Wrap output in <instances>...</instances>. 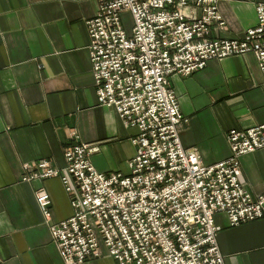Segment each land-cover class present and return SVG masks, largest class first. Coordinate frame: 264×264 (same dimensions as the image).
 <instances>
[{
  "label": "built area",
  "instance_id": "obj_1",
  "mask_svg": "<svg viewBox=\"0 0 264 264\" xmlns=\"http://www.w3.org/2000/svg\"><path fill=\"white\" fill-rule=\"evenodd\" d=\"M222 1L99 0L87 22L98 102L137 129L136 154L130 174L101 173L90 160L95 149L73 132L62 171L48 160L25 166L24 182L59 177L70 197L74 215L51 230L67 264L100 258L103 250L116 264H225L215 216L226 214L232 227L264 218V193L253 196L241 180V158L264 150V124L231 131L230 156L210 166L180 137L187 119L174 75L249 54L264 75V4L255 5L258 24L242 39L221 40L212 33L225 27ZM37 204L50 219L44 190Z\"/></svg>",
  "mask_w": 264,
  "mask_h": 264
},
{
  "label": "crops",
  "instance_id": "obj_2",
  "mask_svg": "<svg viewBox=\"0 0 264 264\" xmlns=\"http://www.w3.org/2000/svg\"><path fill=\"white\" fill-rule=\"evenodd\" d=\"M223 0L225 27L212 36L242 39L258 24L256 4ZM99 0H0V261L2 264H67L53 242L52 227L74 210L62 180L24 182V168L48 160L66 166L65 149L75 132L95 149L90 160L105 174H130L138 131L98 102L90 60L87 22ZM172 88L187 122L183 146L205 165L230 154L228 135L264 124V75L254 55L212 60L189 77L174 75ZM242 183L253 196L264 193V150L241 158ZM51 199V218L37 204V192ZM225 264H264V218L230 225L215 216ZM83 264H116L103 250Z\"/></svg>",
  "mask_w": 264,
  "mask_h": 264
},
{
  "label": "rangeland",
  "instance_id": "obj_3",
  "mask_svg": "<svg viewBox=\"0 0 264 264\" xmlns=\"http://www.w3.org/2000/svg\"><path fill=\"white\" fill-rule=\"evenodd\" d=\"M125 29L130 32L133 27V20L129 14L125 15ZM81 141V140H80ZM242 225V224H241ZM240 226V225H239Z\"/></svg>",
  "mask_w": 264,
  "mask_h": 264
}]
</instances>
